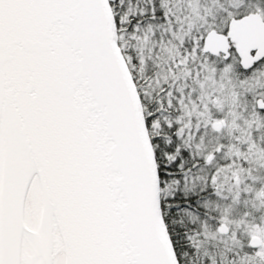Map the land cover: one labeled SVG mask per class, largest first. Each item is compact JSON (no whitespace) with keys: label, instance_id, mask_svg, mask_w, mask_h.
Wrapping results in <instances>:
<instances>
[{"label":"snow or ice","instance_id":"snow-or-ice-1","mask_svg":"<svg viewBox=\"0 0 264 264\" xmlns=\"http://www.w3.org/2000/svg\"><path fill=\"white\" fill-rule=\"evenodd\" d=\"M0 264H264V0H0Z\"/></svg>","mask_w":264,"mask_h":264}]
</instances>
